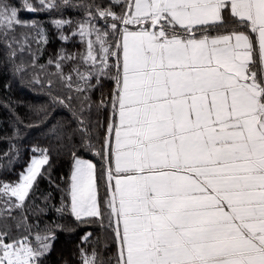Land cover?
<instances>
[{
  "label": "snow or ice",
  "instance_id": "6c2138e0",
  "mask_svg": "<svg viewBox=\"0 0 264 264\" xmlns=\"http://www.w3.org/2000/svg\"><path fill=\"white\" fill-rule=\"evenodd\" d=\"M22 8L60 13L51 21L60 39L72 28L86 50L57 53L67 93L48 80L49 100L25 116L6 105L13 137L35 129L48 146L33 145L18 181L0 185V264H47L56 231L78 228L79 264H264V0H23ZM68 9L81 17L63 18ZM20 10L0 0L3 61L14 75L26 71L18 53L37 61L18 28L47 42ZM77 59L73 82L62 62ZM58 108L66 115L57 118ZM53 151L71 165L59 178L70 204L62 197L52 207L74 224L41 229L28 223L27 201L41 181L60 188ZM41 195L43 212L51 193ZM13 209L22 214L16 235Z\"/></svg>",
  "mask_w": 264,
  "mask_h": 264
},
{
  "label": "trees",
  "instance_id": "16d2710c",
  "mask_svg": "<svg viewBox=\"0 0 264 264\" xmlns=\"http://www.w3.org/2000/svg\"><path fill=\"white\" fill-rule=\"evenodd\" d=\"M22 2L23 0H9V3L21 9L19 17L22 21L28 24L36 22L45 29L47 42L41 41L38 45L36 41L39 38L31 29L18 28L16 33L17 38L22 39V33L26 35L28 37V40L25 42L26 47L30 48L32 53L37 56V61L33 65L32 57L27 50L22 54L18 53L16 63L22 62L26 68V71L19 75L13 74L11 62L3 61L4 46L0 44V185L18 181L20 172L27 166L32 156L31 148L33 145L38 144L40 147L48 146V141L43 139L40 132L35 129H22L19 138L13 137V128L10 125L11 113L6 105L11 102L16 112L22 117L25 116L29 111V106H39L49 100L48 80L53 82V91L67 93L69 89L64 87L67 81L60 80L59 73L61 70H58L56 67L57 53L72 54L86 50V44L82 45L79 42V37L71 35L72 28L65 26L63 33L69 39L67 41L60 39V32L51 23L52 19L61 18L60 13H31L22 8ZM29 2L37 3V0H29ZM80 17L81 13L74 12L71 9L65 10L63 14V18L65 19L75 20ZM38 48L42 51H37ZM50 59L53 61L52 64L48 63ZM73 65H79L81 71L83 70L82 61L77 59L75 61H63L62 72L65 77L71 75L73 82H75L77 77L72 72ZM37 77L44 81L43 86L35 82ZM98 95V93H95L93 99L98 98ZM55 115L57 118H61L66 113L63 109L58 108ZM9 158L12 160L11 163H9ZM81 159L90 160V162L99 168V159L91 153H82ZM51 160V172L56 178V183L60 184V188L50 186L47 181H41L36 197L31 201H27L28 207L26 213L29 217L28 223L33 226L39 224L41 229L45 227V224H49L52 221L60 224H74V219L70 213L59 217L52 207V205L59 207L62 197L65 204H70V197L67 194V184L61 183L59 179L62 176L66 180L69 176L70 157H58L55 151H53ZM61 188L65 191L62 192ZM41 193L44 195L51 193L50 202H48L47 208L43 212L41 208L45 207L46 202ZM11 199L14 200L15 198L12 197ZM12 211L16 215V220H9V225L13 234L16 235L18 234L16 224L20 221L22 214L17 209H13ZM83 231V228H78L73 232L57 230L56 239L53 249L48 256L47 264H79L78 258L75 255V245L79 243V237L83 234ZM19 232L21 234L25 233L23 226H21ZM33 232L35 233L34 227Z\"/></svg>",
  "mask_w": 264,
  "mask_h": 264
}]
</instances>
